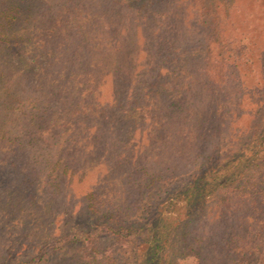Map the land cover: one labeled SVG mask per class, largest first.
Here are the masks:
<instances>
[{"label":"trees","instance_id":"1","mask_svg":"<svg viewBox=\"0 0 264 264\" xmlns=\"http://www.w3.org/2000/svg\"><path fill=\"white\" fill-rule=\"evenodd\" d=\"M220 2L44 0L41 5L38 0H0V184L6 183L0 185V209L5 212L0 214V251L2 227H9L1 224L6 215L21 216L19 225L13 226L20 233L24 228H42L41 224L48 232L50 213L38 208V203L69 206L67 201L73 197L65 181L69 169H76L80 180L87 169H107L83 196L85 211L94 212L100 180L106 178L103 181L111 186L121 180L130 185L126 195L113 193L114 200L128 198L135 188H143L139 196L147 188L149 193L165 180V168L173 167L160 160L164 152L158 153L159 148L172 152L175 142L189 154L198 147L190 143L192 131H197L202 153L194 158L198 162L209 158L213 169L197 173L181 169L175 175L179 182L187 175L184 181L188 182L175 196L182 212L175 217V247H189L203 264H264V93L256 92L254 97L248 92L250 103L254 100L248 111L230 109L222 86L239 79L237 65L218 63L210 73L200 58L203 52L190 49L203 43L196 33L188 32L199 22L212 26L211 36L219 38L224 27ZM257 2L264 16V0ZM260 20L262 33L264 17ZM139 54L144 57L139 59ZM146 58L150 65L141 63L136 76L134 68ZM236 92L234 106H243L245 94ZM224 112L248 115L251 123L260 125L259 138L249 141L250 153L232 163L233 156L212 157L217 161L211 163L207 156H213L209 146L216 131L214 120ZM169 121H175L170 137L164 130L172 126ZM16 132L20 136L10 137ZM35 145L41 150L29 153ZM144 150L158 158L160 174L147 167ZM189 162L188 157L181 158V164ZM32 212L35 217L27 218ZM146 228L140 229L150 236L147 241L154 256L141 264H154L155 253L172 232L166 233V223ZM73 236L76 241L86 235Z\"/></svg>","mask_w":264,"mask_h":264},{"label":"rangeland","instance_id":"2","mask_svg":"<svg viewBox=\"0 0 264 264\" xmlns=\"http://www.w3.org/2000/svg\"><path fill=\"white\" fill-rule=\"evenodd\" d=\"M226 1L221 0L223 4H226L228 9L231 7V11L227 12L225 5L223 9L220 2L219 13L224 19L222 22L224 27L219 31V38L216 39L211 36L212 26L199 22L195 29L190 28L188 32L196 33L199 40L203 43L199 44L198 42L195 44V48L190 49H199V51L203 52L204 55L201 54L200 58L203 59V63L210 73H213V70H217L212 65L214 66L218 63H225L229 66L237 65L239 79L227 82L228 85L224 84L222 88L226 93V97H229L226 101L230 109L237 107L248 111L246 108L254 107L252 104L254 100L251 99L250 103L249 97H247L248 92H252V96L254 97L256 96V92L257 94L264 93V62H262V57L259 60V56H264V31L262 33L258 31L259 25L263 23L260 20L264 17L262 14L263 9L256 5L258 3L257 0H251L252 4L250 5L247 3L250 0L245 2L243 0H235L234 2L230 0L227 3ZM43 2L44 0H38V3L41 5ZM228 4H232V6ZM233 5L239 6L240 10L236 11ZM225 13L227 17H225ZM226 21L230 22V25ZM257 32L260 34L259 37L257 36ZM228 37L230 38L229 40ZM199 46L205 48L200 49ZM138 57L141 59L144 55L139 54ZM141 63H143V67L150 65L147 58L138 62L137 68H134L135 75L140 69ZM160 73L161 75L164 74L163 72ZM238 89L245 94L243 100L244 107L240 104L234 106L235 102L237 103L238 101V92H236ZM198 104L200 103L198 102ZM194 116L193 112L191 117L195 118V121L196 117ZM248 118V115L238 117L237 115L230 116L224 112L221 118L214 120L216 123L214 129L216 131L214 135L211 134L209 146V152L213 150V156L212 154L207 156H211V163L217 161L212 160V157L222 156L230 158L233 156L230 159V163H232L237 157L242 156V154L247 155L250 153L251 147L249 145L251 143L249 141L253 138L256 140L259 138L260 125L258 123H251L252 120ZM171 122L172 126L167 125L168 130L166 127L164 129L168 131L169 137L175 133V121H169L168 123ZM253 124L256 126L252 127ZM18 135L19 133L16 132L11 134L10 137L14 138ZM190 139V143H195V147L196 145L198 147L191 149L192 152L189 154H187L185 148L180 147L175 142L174 144L173 142L171 143L173 144L172 152L164 147L159 148L158 153L164 152L160 160H167V163L173 165V167L172 169L165 168V180L157 182L150 189L151 194L150 192L147 193V188L144 189L146 193L139 196L143 190L140 187V189H131L132 194H130L131 196L128 194V198L121 199L118 197L114 200L115 196L113 193L118 192L121 196L126 195L130 189V185L122 184L121 180L119 183L113 181V186H111L103 181L106 178L100 180L97 183L98 186H96V188L100 189L97 193L99 197L98 203L94 212L90 211L91 213L87 210L85 211V203L83 202L84 193L91 187L90 183H94L99 179V175L102 178L104 177L107 169L103 167L87 169L83 180H80L79 172H75L77 171L76 169H73V171L69 169L65 174L67 189L73 192V197L67 201L69 206L66 207L63 203L53 208L49 204L44 205V201L38 203V208H44L47 213H50L48 232L45 231L44 225L41 224L42 228H24L20 233L21 229L13 227L19 225L20 215L13 219L9 215H6L2 220L1 224L9 227H2V231L5 229V232L1 238L0 264H141L149 255L154 256L153 247L147 241V237L150 236L142 233L141 229L146 230V227L150 228L151 224H155L160 228L165 223L169 226L166 233L172 232V236L168 238L165 236L167 240L163 239L162 244H164V247L157 254L155 253L154 264H203L199 262L194 251H189V247L184 244H180L179 248L175 247V232L177 231L176 224L178 223V221H175V217L178 219L182 214L180 207L175 205V196L182 193V188L188 183L184 181L187 175L184 174L185 176L181 182L177 181L178 179L175 175L183 171L181 169H187L185 171L190 173H193V171L197 173L201 169H213L208 166L210 164L209 158L203 159L200 162H198L197 158H194L200 152L198 151L200 146L198 132L192 131ZM207 140H209V137ZM38 150H41V148L35 145L29 150V153L33 154ZM145 150L146 155H144L143 160L146 162L147 167L151 172L160 174L161 170L157 167L158 158L147 155L152 154L153 151L148 152V150ZM175 154L177 157H179V154L183 155L175 158ZM183 157H188L190 160L188 166L181 164V158ZM221 161L220 164L225 163ZM201 163L205 164L199 166ZM35 173H37V170ZM137 174L140 173L137 171ZM124 176L126 177V175ZM3 179L6 180L7 178L3 177ZM143 179H146V177H143ZM43 180L45 179L43 178ZM4 184L6 185L4 182L0 185L5 186ZM99 186L102 187L100 188ZM106 195H110V198L114 196L107 210L104 209L106 203L109 202V197ZM117 200L126 203H118ZM79 207L82 209L77 212ZM70 209H75L77 213H70ZM4 213V210L0 209L1 216ZM26 215L28 216L27 218L35 217L34 212ZM38 219L42 221L41 217ZM171 220L173 222L169 223ZM80 233L86 236L81 238L79 237ZM74 234H77L79 237H76L78 239L76 241L75 236H73ZM45 242L55 244L51 245L52 248H48L43 246ZM160 257L161 259L158 260Z\"/></svg>","mask_w":264,"mask_h":264}]
</instances>
